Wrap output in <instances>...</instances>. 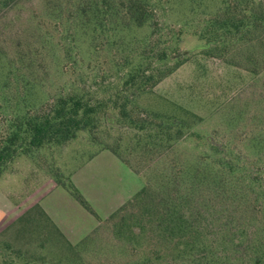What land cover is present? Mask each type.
<instances>
[{
    "label": "rangeland",
    "instance_id": "1",
    "mask_svg": "<svg viewBox=\"0 0 264 264\" xmlns=\"http://www.w3.org/2000/svg\"><path fill=\"white\" fill-rule=\"evenodd\" d=\"M78 1L92 2L12 0L0 7L1 131L16 110L24 112L61 93L84 91L106 98L134 67L149 27L123 30L110 20L107 26L117 30L109 31V40L93 36L92 26L75 10ZM222 2L154 0L161 4L153 8L156 20L178 50L168 64H174L177 54L188 60L155 87L136 92L130 107L189 127V135L169 151L175 165L157 162L150 169L177 170L185 159L208 154V139L255 164L264 182V50L255 33L249 42L215 36L209 42L203 36L205 26L222 12ZM117 32L121 40L113 36ZM117 143L120 154L141 174L107 149ZM133 143L131 132L110 108L94 134L80 132L64 145L15 157L0 174V264H77L60 233L74 248L93 235L77 252L82 264H143L144 257H151L150 264H173V250L152 248L146 238L129 243L128 235L118 238V228L105 223L149 178L129 155L127 146ZM70 187L93 213L72 196ZM249 215L262 229L256 240L264 247V207L249 210ZM131 223L124 222L138 233Z\"/></svg>",
    "mask_w": 264,
    "mask_h": 264
},
{
    "label": "trees",
    "instance_id": "2",
    "mask_svg": "<svg viewBox=\"0 0 264 264\" xmlns=\"http://www.w3.org/2000/svg\"><path fill=\"white\" fill-rule=\"evenodd\" d=\"M10 1L0 0V7ZM153 2L78 1L75 10L78 16L85 17L87 25L92 26V35L97 33L109 40V31L117 30L116 25L112 29L107 26L110 20L123 30L130 26H148L150 34L134 60V67L106 98H97L84 91L61 93L37 106L25 108L24 112L16 110L14 117L7 122V128L0 130V174L20 154L51 145H64L80 132L94 134L111 108L133 136L134 143L127 146L129 155L134 156L133 160L143 168L142 171H147L149 177L145 185L105 222L118 228L117 237L128 235L129 243L146 238L152 248L171 249L176 255L173 264H250L249 261L260 264L264 247L258 244L256 237L262 229L249 215V210L254 213L256 208L264 207V182L254 171L255 164L233 156L227 145L219 147L205 139L208 154H201L194 160L185 159L177 170L149 168L157 162L175 165L169 151L189 135V127L184 122L139 113L130 107L136 92L155 87L188 60L177 54L174 64H168L178 50L171 44L170 36L163 34L153 12V8L161 4ZM222 6L218 18L205 26L203 36L209 42L214 36L220 41L237 39L249 42L255 33L264 50V0H223ZM118 32L113 36L118 37ZM118 40L121 39L118 37ZM156 64H162L163 68ZM259 147H263V143ZM107 149L134 174H141L131 159L120 154L119 143ZM69 189L80 205L93 213L82 196L73 188ZM126 220L132 222L139 232L125 226ZM125 227L128 228L126 234ZM60 235L73 259L82 264L79 249L91 241L93 235L75 248ZM153 251L158 259L159 254ZM151 260V257H144L142 263L150 264Z\"/></svg>",
    "mask_w": 264,
    "mask_h": 264
},
{
    "label": "crops",
    "instance_id": "3",
    "mask_svg": "<svg viewBox=\"0 0 264 264\" xmlns=\"http://www.w3.org/2000/svg\"><path fill=\"white\" fill-rule=\"evenodd\" d=\"M43 211H44V213H46V215L49 217V219L52 221V223L61 231V232H63V229H62V226L60 225V223L59 222H57V221H55L50 215H49V213L46 211V210H44V209H42Z\"/></svg>",
    "mask_w": 264,
    "mask_h": 264
}]
</instances>
